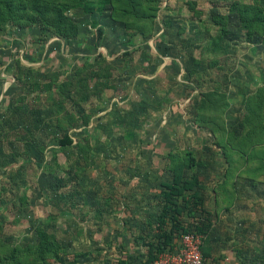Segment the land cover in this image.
I'll list each match as a JSON object with an SVG mask.
<instances>
[{
  "label": "rangeland",
  "instance_id": "1",
  "mask_svg": "<svg viewBox=\"0 0 264 264\" xmlns=\"http://www.w3.org/2000/svg\"><path fill=\"white\" fill-rule=\"evenodd\" d=\"M102 1L64 9L72 38L38 20L0 23V236L22 247L54 235L62 252L47 264L99 251L105 264L109 231L160 214L165 184L178 181L169 156L186 151L197 164L184 171L195 184L174 196L179 221L217 236L219 141L239 147L241 123L248 147L264 122L249 97L235 118V61L264 37V0H141L153 15L144 36ZM249 254L264 264V251Z\"/></svg>",
  "mask_w": 264,
  "mask_h": 264
},
{
  "label": "crops",
  "instance_id": "2",
  "mask_svg": "<svg viewBox=\"0 0 264 264\" xmlns=\"http://www.w3.org/2000/svg\"><path fill=\"white\" fill-rule=\"evenodd\" d=\"M249 45L250 51L246 55L240 54L235 61L238 82L235 85V100L238 102L235 107H240L235 115L237 123L240 117L245 116L248 97L251 107L256 105L254 110L258 109V116L264 120V43L251 42ZM260 125L257 133L251 134L248 147L243 146L241 123L236 128L235 138L240 141L237 150L249 149L250 153L242 152V157L234 165L232 206L228 208L230 211L220 210L217 213L222 229H219L217 236H211L210 231L205 235V264H257L249 253L264 251V149L256 151V147L264 143V122H260ZM224 162L220 169V183L227 168L226 160ZM158 206L162 208L161 203ZM161 211L160 214L146 217L138 226H135V221L130 226V219L127 218L128 221L122 222L121 226L111 229L109 233L113 237V244L107 251L105 264H146L160 251L161 246L175 247L179 241L176 233L180 231L182 222H179V228L173 229L171 216L168 213L163 215ZM124 215L130 216L131 213L127 211ZM230 219L233 220L232 228H228ZM229 229L233 233L226 231ZM164 233L170 237V241L162 245ZM101 258L100 251L97 255L80 252L74 253L69 260L57 261V264H101Z\"/></svg>",
  "mask_w": 264,
  "mask_h": 264
},
{
  "label": "trees",
  "instance_id": "3",
  "mask_svg": "<svg viewBox=\"0 0 264 264\" xmlns=\"http://www.w3.org/2000/svg\"><path fill=\"white\" fill-rule=\"evenodd\" d=\"M83 1L87 0H0V23L8 21L18 25H28L38 20L55 35L72 38L77 33V27L63 12L64 9L69 6ZM104 4H110L112 6L111 17L113 18H119L122 10H126L127 13L131 14L134 20H137V24L135 25H138V31L141 36L149 32V27L143 32L140 29L142 27L141 23L145 21L146 25H148V22L153 16L149 9L141 7V0H103L102 5ZM260 21L262 22V20ZM259 39L260 42L264 43V37ZM61 142L63 146H66L71 143V140L67 134H64ZM219 145L222 147L227 168L224 179L219 185L221 201L218 203V208L226 210L233 200L232 180L236 160L242 157V152L249 155L250 151L249 149H246V151L237 150L239 147L229 145L223 137L222 140L219 141ZM259 148L264 149V143L261 147L258 145L256 151ZM184 154L185 157L177 159H175V156H169V170L173 178L178 181L184 179L185 170L197 164V160L189 151H186ZM178 181L165 184V189L162 191L163 197L161 203V212L163 215H166V210H170V214H168L171 216L172 223H176L175 227H173L175 230L180 227L179 216L181 215V209L174 196L180 195L181 199L184 198L183 191L195 184V177H190L189 180L184 179L181 184H179ZM191 197L193 198L194 195ZM187 214L192 217V211L190 209H187ZM203 227L204 223L201 221L196 226L189 227L182 225L180 231L194 229L198 233H203L202 235L204 236L206 232L202 229ZM169 239L170 237L164 233L162 245L169 243ZM162 249L164 248L161 246L160 251ZM61 252L62 247L59 245L58 241H55L54 235H49L46 239L40 238L35 245H26L22 247L17 245L11 246L2 240L0 236V264H47L49 258L56 259ZM203 254L204 248L202 244V255Z\"/></svg>",
  "mask_w": 264,
  "mask_h": 264
},
{
  "label": "built area",
  "instance_id": "4",
  "mask_svg": "<svg viewBox=\"0 0 264 264\" xmlns=\"http://www.w3.org/2000/svg\"><path fill=\"white\" fill-rule=\"evenodd\" d=\"M203 235L194 229L180 231L178 244L157 252L147 264H205Z\"/></svg>",
  "mask_w": 264,
  "mask_h": 264
}]
</instances>
